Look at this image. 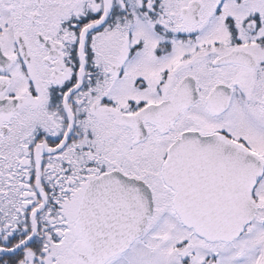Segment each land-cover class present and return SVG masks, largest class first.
<instances>
[{"label":"snow or ice","instance_id":"1","mask_svg":"<svg viewBox=\"0 0 264 264\" xmlns=\"http://www.w3.org/2000/svg\"><path fill=\"white\" fill-rule=\"evenodd\" d=\"M0 264H264V0H0Z\"/></svg>","mask_w":264,"mask_h":264}]
</instances>
